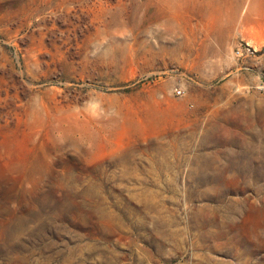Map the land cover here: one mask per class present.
Returning a JSON list of instances; mask_svg holds the SVG:
<instances>
[{"label":"rangeland","instance_id":"1","mask_svg":"<svg viewBox=\"0 0 264 264\" xmlns=\"http://www.w3.org/2000/svg\"><path fill=\"white\" fill-rule=\"evenodd\" d=\"M251 1L0 0V264H264Z\"/></svg>","mask_w":264,"mask_h":264},{"label":"bare ground","instance_id":"2","mask_svg":"<svg viewBox=\"0 0 264 264\" xmlns=\"http://www.w3.org/2000/svg\"><path fill=\"white\" fill-rule=\"evenodd\" d=\"M261 0H252L248 9H246V12L244 14H238L237 11L234 12L233 20L237 21L239 24L242 25H249L253 22L254 15L258 11L257 7L259 6ZM243 15V16H242ZM184 105V104H183ZM176 113V112H175ZM167 114V113H166ZM158 116V115H157ZM165 116V114H163ZM165 118V117H164ZM154 119V118H153ZM98 135V134H97ZM104 138V137H103ZM96 147H98L102 142V135L96 136L95 139ZM264 142V141H263ZM253 152V151H252ZM262 152V151H261ZM261 157V156H260ZM255 160V159H254ZM252 163V162H251Z\"/></svg>","mask_w":264,"mask_h":264},{"label":"built area","instance_id":"3","mask_svg":"<svg viewBox=\"0 0 264 264\" xmlns=\"http://www.w3.org/2000/svg\"><path fill=\"white\" fill-rule=\"evenodd\" d=\"M256 53V49L250 44V42L245 39L241 38L239 41L236 50H235V55L239 60H244L249 57L254 56ZM245 69H247V66H244Z\"/></svg>","mask_w":264,"mask_h":264}]
</instances>
